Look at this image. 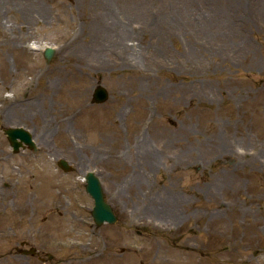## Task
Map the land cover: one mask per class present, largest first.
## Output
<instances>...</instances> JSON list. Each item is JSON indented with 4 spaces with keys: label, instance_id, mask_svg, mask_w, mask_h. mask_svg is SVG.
<instances>
[{
    "label": "rangeland",
    "instance_id": "obj_1",
    "mask_svg": "<svg viewBox=\"0 0 264 264\" xmlns=\"http://www.w3.org/2000/svg\"><path fill=\"white\" fill-rule=\"evenodd\" d=\"M90 1L0 0V264H264V0H107L134 59L103 65L68 45L90 44ZM10 125L35 151H11ZM87 170L115 223L94 224Z\"/></svg>",
    "mask_w": 264,
    "mask_h": 264
},
{
    "label": "bare ground",
    "instance_id": "obj_2",
    "mask_svg": "<svg viewBox=\"0 0 264 264\" xmlns=\"http://www.w3.org/2000/svg\"><path fill=\"white\" fill-rule=\"evenodd\" d=\"M89 3L91 5L90 11L93 12L92 22L95 25L94 33H92L93 37H91L89 40L90 44H87L86 41L83 42L80 40V35L82 32L72 34V37H70V39L68 40V45L73 47L72 52L78 54V56L82 57L83 59H89V61L93 60L96 62H101L102 65L105 64V62H103L105 61V58H103L102 55L103 53H106V52H109L112 54L113 52L114 53L118 52V54H120L119 56H121L124 61L134 59V54L132 55V52L130 51V47H129L130 45L129 46L127 45V44L133 43L131 40V37H129V33L131 30H130L129 18L127 16L128 14L126 12L124 13L120 11H118V13L115 14L114 10H112L107 0H92ZM238 10L239 8H235V7L233 8L229 6L230 14L236 13L235 16H237ZM217 28H220V27H217ZM232 36H234V34H232ZM226 37H227V34L225 31H223V33L221 34H217V39L221 40L222 43H225ZM27 44L30 46L35 45L33 42H27ZM3 98L6 99L5 101L11 103L13 107H16V108L18 107L19 100H17V98L10 97V96H5ZM41 137H43V135H41ZM224 144L226 143L220 141L217 146H221V148L224 149L223 147L225 146ZM132 146H135V145H132ZM136 146L144 147V146H148V144L144 141V139H139V137H137ZM144 149H147V148L145 147ZM131 152L133 153V151ZM263 158H264V155H263ZM150 161L152 163L153 160L151 159ZM141 179L142 177L141 175H139V173H137L136 175L131 174L129 178H125V180L122 181V184L129 185L130 187L132 184L136 182H140ZM173 197L175 198L176 196L173 195ZM169 198H171V196H167L168 202H169ZM151 210L153 212V211L161 210V209H159L158 207H154ZM164 210H165V215H166V217H164L165 221L172 222L174 217H176L177 212H175V210L172 207L165 208ZM156 217L157 219L159 218L158 216ZM166 218H169V220H167ZM90 251H91V254L85 256L83 259L76 258V260H78V262L76 261V264H86V262L89 259L92 260L99 255V253H97L98 251L96 248L90 249Z\"/></svg>",
    "mask_w": 264,
    "mask_h": 264
},
{
    "label": "water",
    "instance_id": "obj_3",
    "mask_svg": "<svg viewBox=\"0 0 264 264\" xmlns=\"http://www.w3.org/2000/svg\"><path fill=\"white\" fill-rule=\"evenodd\" d=\"M52 53L53 49L49 46H46L43 54L47 60L51 58ZM107 95L108 92L103 85H95L92 93V101H104L107 98ZM3 132L6 134L9 140L8 142H10L14 150H18L19 146H25V144L33 148L35 146L34 142L32 141L31 134L21 126L4 128ZM57 163L64 170H70L72 168V166L64 158H60ZM85 179V189L87 192H89L94 200L91 213L95 222L97 224H100L105 220L114 222L116 220V216L112 211L111 205L104 200L102 186L97 175L93 171L87 170Z\"/></svg>",
    "mask_w": 264,
    "mask_h": 264
},
{
    "label": "flooded vegetation",
    "instance_id": "obj_4",
    "mask_svg": "<svg viewBox=\"0 0 264 264\" xmlns=\"http://www.w3.org/2000/svg\"><path fill=\"white\" fill-rule=\"evenodd\" d=\"M21 244H28L27 241H21ZM29 247H32V254H35L39 258H43V255L39 253V250L36 249L34 245H30ZM20 252L23 250V248L18 249Z\"/></svg>",
    "mask_w": 264,
    "mask_h": 264
}]
</instances>
